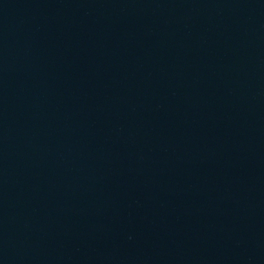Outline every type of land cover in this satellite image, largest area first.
I'll return each mask as SVG.
<instances>
[{"label": "water", "instance_id": "water-1", "mask_svg": "<svg viewBox=\"0 0 264 264\" xmlns=\"http://www.w3.org/2000/svg\"><path fill=\"white\" fill-rule=\"evenodd\" d=\"M0 264H264V0H0Z\"/></svg>", "mask_w": 264, "mask_h": 264}]
</instances>
